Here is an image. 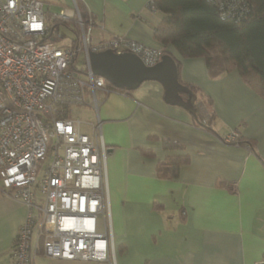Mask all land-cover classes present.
Returning <instances> with one entry per match:
<instances>
[{
	"label": "crops",
	"instance_id": "0c3cea01",
	"mask_svg": "<svg viewBox=\"0 0 264 264\" xmlns=\"http://www.w3.org/2000/svg\"><path fill=\"white\" fill-rule=\"evenodd\" d=\"M58 1L60 14L77 3ZM81 1L97 23L94 43L123 36L171 54L180 62V81L200 89L203 115L216 116L218 134L195 126L191 113L165 102L157 82L103 98L99 119L110 150L107 180L117 264L264 261V98L238 69L212 79L205 58H185L156 40L163 14L147 7L151 0ZM90 117L97 121L94 113ZM232 133L253 143L259 156L222 139ZM166 141L182 148L165 149ZM175 157L187 158L178 177L159 178L158 164ZM27 215L26 205L0 191V264H15V240ZM33 264L100 263L51 259L37 246Z\"/></svg>",
	"mask_w": 264,
	"mask_h": 264
},
{
	"label": "built area",
	"instance_id": "2783aa9c",
	"mask_svg": "<svg viewBox=\"0 0 264 264\" xmlns=\"http://www.w3.org/2000/svg\"><path fill=\"white\" fill-rule=\"evenodd\" d=\"M213 1L224 14L243 17L250 10L247 0ZM152 6L151 0L147 7ZM60 16L77 18L74 46L45 41L50 27L42 0H0V191L28 208L12 256L15 264H32L42 239L51 259L117 264L107 180L110 150L99 119L103 98L114 90L93 73L90 55L132 53L154 66L165 53L123 36L94 43L96 25L83 21L77 3ZM84 108L92 109L97 121L72 117Z\"/></svg>",
	"mask_w": 264,
	"mask_h": 264
},
{
	"label": "trees",
	"instance_id": "16d2710c",
	"mask_svg": "<svg viewBox=\"0 0 264 264\" xmlns=\"http://www.w3.org/2000/svg\"><path fill=\"white\" fill-rule=\"evenodd\" d=\"M152 1L151 10L163 14L161 22L155 29L156 40L173 45L185 58H205L212 79L238 69L243 81L264 98V0H247L250 10L243 17L224 14L213 0ZM77 6L84 22L89 23L92 20L95 25L97 24L81 0H77ZM47 24L50 31L45 41L54 42L60 47L74 46L77 43L80 28L76 17L65 19L60 14L54 17L47 13ZM61 27L72 28L74 39L69 45L58 44L63 37L59 33ZM175 61L179 74L180 62L176 59ZM182 84L188 88L191 95L190 104L196 109V114L192 115L194 125L218 134L215 128V114L206 118L198 106L200 89L194 85ZM108 86L114 92L121 94L125 92L116 89L110 83ZM182 95L185 101H188L189 95L187 93ZM206 102L208 107H212L210 99ZM222 139L230 144L246 145L259 156L250 141L241 137L235 140H228L225 137ZM163 144L165 149L182 148L175 142L166 141ZM147 154L150 155L149 152ZM186 163V157L169 158L158 164L157 176L161 179H175L178 177L180 167ZM38 248L43 249L42 239Z\"/></svg>",
	"mask_w": 264,
	"mask_h": 264
},
{
	"label": "water",
	"instance_id": "95a60500",
	"mask_svg": "<svg viewBox=\"0 0 264 264\" xmlns=\"http://www.w3.org/2000/svg\"><path fill=\"white\" fill-rule=\"evenodd\" d=\"M90 63L93 73L107 80L116 89L135 91L146 82H157L164 89V100L167 104L184 108L192 115L196 109L190 104L191 95L187 87L179 81L175 58L166 53L154 66L145 65L132 53L115 54L113 51L92 53ZM182 93L189 95L185 101Z\"/></svg>",
	"mask_w": 264,
	"mask_h": 264
},
{
	"label": "rangeland",
	"instance_id": "374dc122",
	"mask_svg": "<svg viewBox=\"0 0 264 264\" xmlns=\"http://www.w3.org/2000/svg\"><path fill=\"white\" fill-rule=\"evenodd\" d=\"M45 2V10L48 11L52 14L55 15H59L60 14V9L62 8L61 4L62 1H58V0H44ZM59 33L62 34V39L59 41V45H69L72 40L74 39V33L72 31V28H67V27H61L59 29ZM95 35L97 34V32L94 33ZM78 66L79 68H83L85 65V61H84V56L82 53H80L79 57H78ZM148 83V84H147ZM149 83H155V82H146L145 84L149 85ZM93 110L87 108V109H82V110H74L73 111V118L74 119H79L81 120L83 123H85L88 118L90 116L93 115ZM86 129H88V127L86 125H83V130L85 131ZM1 184V183H0ZM117 248V247H116Z\"/></svg>",
	"mask_w": 264,
	"mask_h": 264
}]
</instances>
